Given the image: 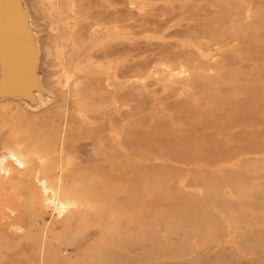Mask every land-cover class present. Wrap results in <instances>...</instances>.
Here are the masks:
<instances>
[{
    "label": "rangeland",
    "instance_id": "374dc122",
    "mask_svg": "<svg viewBox=\"0 0 264 264\" xmlns=\"http://www.w3.org/2000/svg\"><path fill=\"white\" fill-rule=\"evenodd\" d=\"M0 264H264V0H0Z\"/></svg>",
    "mask_w": 264,
    "mask_h": 264
},
{
    "label": "bare ground",
    "instance_id": "6f19581e",
    "mask_svg": "<svg viewBox=\"0 0 264 264\" xmlns=\"http://www.w3.org/2000/svg\"><path fill=\"white\" fill-rule=\"evenodd\" d=\"M13 17L11 16V15H9V19H12ZM25 154V153H24ZM7 156V155H6ZM11 158L12 159H14V160H16V161H18L19 163H21V161H20V156L19 155H17V153L15 154V153H11ZM2 159V158H1ZM3 159H7V157H4ZM1 163H2V161H1ZM65 209V208H64Z\"/></svg>",
    "mask_w": 264,
    "mask_h": 264
}]
</instances>
